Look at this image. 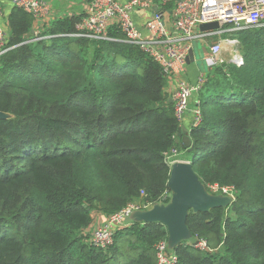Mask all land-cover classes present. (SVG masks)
<instances>
[{
  "label": "trees",
  "instance_id": "1",
  "mask_svg": "<svg viewBox=\"0 0 264 264\" xmlns=\"http://www.w3.org/2000/svg\"><path fill=\"white\" fill-rule=\"evenodd\" d=\"M80 19H56L41 35L71 34ZM34 22L13 7L11 49L0 56V112L12 116L0 120V264H157L161 224L129 221L105 249L83 231L141 192L155 202L168 190L165 154L187 151L175 140L167 76L116 27L113 41L31 42ZM224 36L239 42L244 62L206 71L187 153L205 189L233 186L235 200L189 212L191 237L172 249L177 264H264V29ZM200 240L207 251L194 246Z\"/></svg>",
  "mask_w": 264,
  "mask_h": 264
},
{
  "label": "built area",
  "instance_id": "2",
  "mask_svg": "<svg viewBox=\"0 0 264 264\" xmlns=\"http://www.w3.org/2000/svg\"><path fill=\"white\" fill-rule=\"evenodd\" d=\"M17 7L30 14L35 22L49 17L50 5L46 0H10ZM135 10L146 14L144 29H137L132 21ZM1 12V3H0ZM218 23L220 28L214 32H200L202 24ZM114 26L124 35L122 42L138 46L147 56L160 65L169 79L173 75H182L186 71L189 52L193 43L204 45L215 37H222L244 30L264 29V0H88L85 15L75 26V31L65 35L34 34V41L48 40L57 37L83 38L92 41H113L108 35L110 26ZM8 32L0 27V56L11 48L7 47ZM224 43L234 45L229 37ZM222 39L209 44L205 62L208 67L222 65ZM238 65L242 59L234 57ZM205 84V73H199L194 83L178 80L172 94L174 114L179 123L189 111L192 114V127L202 122V112L196 101L195 107L190 108V100L197 95ZM179 153L171 151L165 154V162L171 166ZM206 191L212 195H220L235 200L233 186L208 185ZM170 191L166 190L157 201L144 202V192L138 200L127 204L124 208L109 216L107 220L95 228L83 231L88 244L100 249L109 247L113 242L115 230L127 226L132 213L150 210L155 203L166 205L170 201ZM195 247L207 251L206 243L202 240L195 242ZM157 264H177V256L168 246L167 238L159 240L155 246Z\"/></svg>",
  "mask_w": 264,
  "mask_h": 264
},
{
  "label": "water",
  "instance_id": "3",
  "mask_svg": "<svg viewBox=\"0 0 264 264\" xmlns=\"http://www.w3.org/2000/svg\"><path fill=\"white\" fill-rule=\"evenodd\" d=\"M219 28L216 22L202 24L198 27L200 32H214ZM189 58H193V50L189 52ZM203 63L208 67L204 57ZM169 102H172V99ZM11 118L10 114L0 112V120ZM176 143L187 152L193 150L188 133L183 134L181 129ZM167 189L171 196L166 205L155 203L150 210L132 213L130 220L142 224L163 225L167 231L170 249L190 239L191 233L186 224L189 212L208 213L213 209L227 208L233 203L229 197L209 194L194 173L190 162H175L170 166Z\"/></svg>",
  "mask_w": 264,
  "mask_h": 264
},
{
  "label": "crops",
  "instance_id": "4",
  "mask_svg": "<svg viewBox=\"0 0 264 264\" xmlns=\"http://www.w3.org/2000/svg\"><path fill=\"white\" fill-rule=\"evenodd\" d=\"M46 1L49 3L50 8H51L50 15L43 21H40L38 23L34 22L32 35L33 34L36 35V33H42V31L45 28L46 29L49 28L51 23L56 19H60L62 17H72V16H80L82 18L85 15L86 6L88 2V0H46ZM0 3H1L0 27L3 28V30L8 32L7 18L13 6L10 0H0ZM146 14L147 13H145L142 10H135L132 14V21L135 27L139 29L140 31H143L144 29V21L146 18ZM112 27H115L114 24L110 26V28ZM209 44H211L210 41H208L207 44H204V45L202 44V46H206L208 50ZM232 46L233 45H228L227 43H224L223 41L222 42V52L223 50L224 51L228 50L229 56H230L233 50ZM207 50L203 52V55L207 54ZM222 52H221L220 58L224 59ZM200 54H202L201 51H200ZM199 73H201V70L200 68L197 67V65L194 62V51H193V58H188V61L186 63L185 73L182 75H173L172 77L168 79L167 86L165 88V92L168 95V97L172 99V94L174 92V89H175V86L178 80H185L189 83H194ZM196 101H197V95H193L192 99L190 100L191 109L195 107ZM191 127H192V114L189 111L188 113L185 114L182 124L180 125V129L182 130L183 134L186 132L189 135V131ZM175 140L177 141L178 137H176ZM183 154L184 153L181 152L180 155L182 156ZM106 220L107 218L104 216H97L94 218L93 224L91 225L90 228H95L97 226H100Z\"/></svg>",
  "mask_w": 264,
  "mask_h": 264
},
{
  "label": "rangeland",
  "instance_id": "5",
  "mask_svg": "<svg viewBox=\"0 0 264 264\" xmlns=\"http://www.w3.org/2000/svg\"><path fill=\"white\" fill-rule=\"evenodd\" d=\"M224 37L226 38V36H224ZM224 37H219V38L217 37V38L223 40ZM234 41H235V44L232 46V49H233L232 50V54L229 56V51L228 50H225V51L223 50L222 54H223L224 59H221V60L226 61L225 63H227V61L233 60L234 57H238V58L242 59V64L241 65H243L244 60H243V56H242V53H241L242 52L241 51V46H240V44H239V42L237 40H234ZM206 50H207L206 46L197 45L196 43H193L194 62L197 65V67L200 68L202 73H206V70L211 68V67H206L204 65V63H203V57L205 59V57H207L206 55L208 54V50H207V54L203 55V52L206 51ZM200 51L202 52V54H200ZM228 63L234 64L235 66H241V65H238L237 63H232V62H228ZM192 159H193V156L191 155V153L185 152L181 157L179 155L175 162H188V160H192ZM90 233H91V230L88 231L85 234V236L90 235Z\"/></svg>",
  "mask_w": 264,
  "mask_h": 264
}]
</instances>
